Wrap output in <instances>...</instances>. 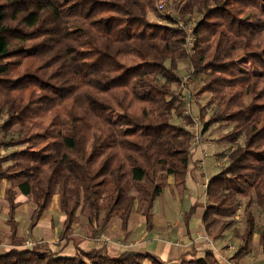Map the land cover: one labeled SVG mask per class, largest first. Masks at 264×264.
Returning a JSON list of instances; mask_svg holds the SVG:
<instances>
[{"label": "trees", "instance_id": "16d2710c", "mask_svg": "<svg viewBox=\"0 0 264 264\" xmlns=\"http://www.w3.org/2000/svg\"><path fill=\"white\" fill-rule=\"evenodd\" d=\"M157 4L0 0V106L7 115L0 127L23 129L0 141L18 146L3 157L8 164H0V180L11 184L5 197L13 244L0 252V264H223L210 250L165 263L136 248L111 253L106 245L77 246L66 254L43 240L22 247L25 239L17 235L19 193L35 205L30 228L59 195L63 247L75 241L78 213L93 233L115 218L126 229L133 212L152 229L162 178L172 176L185 188L192 161V120L174 90L186 57L195 74L210 73L198 92H210L208 104L216 105L205 130L228 121L231 130L222 139L232 146L243 137L207 185L204 226L224 232L243 204L244 231L233 258L249 252L255 233L264 254V223L257 232L255 210L264 214V0H174L173 16L159 14ZM193 12L201 16L188 53L176 24ZM238 85L248 99L237 98ZM45 116H51L49 124ZM195 210L193 205L187 221Z\"/></svg>", "mask_w": 264, "mask_h": 264}, {"label": "crops", "instance_id": "0c3cea01", "mask_svg": "<svg viewBox=\"0 0 264 264\" xmlns=\"http://www.w3.org/2000/svg\"><path fill=\"white\" fill-rule=\"evenodd\" d=\"M208 132L209 130L204 128V136ZM204 138L206 139L202 146L207 154L204 156L200 149L192 153L185 188L176 186L172 176L167 177V183H165L161 195L155 201L152 229L147 228V219L139 212L132 213L126 229L122 228L120 219H118V224L115 223L114 226L117 228L118 235L125 242L123 244L108 245L111 253L136 248L140 251L155 254L162 262L178 263L184 256L187 258L200 257L207 250H210L215 258L223 264H264V254L259 248L258 233L254 235L249 252L242 258H233L232 256L241 241L244 225L237 222L222 233H218V225L212 227L211 233L207 232L204 226L203 218L207 207L206 188L211 178L221 169V166L216 165L217 156L214 150L219 153L224 147H231L230 144L225 146V144L209 143L208 140H212L209 136ZM201 158H204L202 164L198 162ZM221 160H224V158ZM2 185L4 193L3 191L0 193V252L13 247L10 237V224L8 223L10 209L9 202L5 197V182ZM57 197V204L53 207V211H57V213L54 214L52 209L50 212L47 211L48 214L45 212L35 227L30 228L32 202L29 201L26 195L19 193L17 200L20 205L16 214V221L18 222L17 235L25 239L28 233L35 241H48L49 246L55 249V244L59 242L58 232L65 220V215L60 212L59 195ZM193 205L196 206V210L187 221V213ZM57 215L59 217L63 215V220L60 221L61 226L60 222L59 225H54V218ZM208 238L212 239L211 242ZM72 243L76 244L75 248L77 246L84 249L94 247V245L84 246V243L80 242L77 244L76 241H72Z\"/></svg>", "mask_w": 264, "mask_h": 264}, {"label": "rangeland", "instance_id": "374dc122", "mask_svg": "<svg viewBox=\"0 0 264 264\" xmlns=\"http://www.w3.org/2000/svg\"><path fill=\"white\" fill-rule=\"evenodd\" d=\"M166 1H167L169 11L172 12L173 14H177V10L175 9V6H174V0H166ZM159 14H162V13L159 11ZM150 16H151V18H153L157 21H160V22L166 21L164 18H162V17H164L163 15L160 17V16H156L155 14H151ZM200 16H201L200 13L193 12L191 14H187L183 20L187 21L191 25H194L195 22L200 18ZM243 64L250 68V65L247 61H244ZM191 65H193V64L190 62V59L188 57L180 60L179 67L177 70L179 80H180V77L184 76L185 74H187L189 72ZM209 76H210V73H199V74L193 73L192 80H191V83L189 85L190 92H191L193 98L195 99V104H194L195 113L199 116V118L204 123L208 120L209 116H211L213 111L216 109L215 104H212V103L208 104V100L211 97L210 92H205L201 96L198 95V92L200 91V89L202 88V86L204 85L206 80L209 78ZM179 80H178V83L174 84V90L175 91H177L180 87ZM235 91L237 94V98H239V99L245 98V100L249 98L247 93H246V87L238 85L236 87ZM176 94L180 99V97H181L180 93L177 92ZM180 108L182 109L181 100H180ZM65 112L66 111L64 110L62 113L65 114ZM6 116H7L6 110L1 108V106H0V124L3 122V120H5ZM43 120H44L45 124H49L51 121V116H45ZM179 120L180 119L178 117L175 118V121H179ZM231 126H232V122H228V121L213 123L210 126V128L208 129L209 132L205 136H209L210 138H212V141L214 144H218V145L225 144V146H227L230 143L227 142L226 140L222 139L221 136L223 134L229 132L231 130ZM22 131H23L22 127L18 124L12 126L9 131H5L3 128L0 127V141L3 139H9L13 136H17V134H19ZM237 139H239V142L243 141L242 136H239V138H237ZM17 147L18 146H16V145L6 146V145L0 144V164H2L3 166L7 165L9 161L3 160V157H5L8 153L15 150ZM214 151H216V156H217L216 161H218V160H221L222 158H225L227 156V154L231 151V147H224V149H222V151H220L219 153H217V150H214ZM167 177L168 176L165 175L162 178V180L165 183H167V180H168ZM3 182H5V184H6L5 185L6 189L9 185H11L9 182H7L5 180H0V193L3 191V188H2ZM3 193H4V191H3ZM57 196L58 195H55L53 197L51 205L47 209L48 212H50L51 209L53 211V207L57 204V201H58ZM29 201L32 202V207L34 208L33 201L31 199H29ZM56 210H58V209H56ZM255 210H256L257 223H258L257 232H259L263 228L264 214L262 212L261 207H259V206H256ZM48 212H47V214H48ZM53 212H54V214L57 213V211H53ZM242 212H243V204H242L241 208L239 209V211L237 212V214L239 215V219H237V218L236 219H237V222H240L241 225H244V218H243ZM61 214H62V212H61ZM133 214H135V212H133ZM57 218H59V219H57ZM61 220H63V215H61V217H59L58 215L55 216L54 225L55 226L59 225V222ZM115 223L118 224L117 218H115L113 220V222H111V224L109 226H107L104 230L97 231L96 233H93L91 226L87 222V218L83 214L78 213V218L74 224L73 237L75 238V241L77 242V244L79 242L84 243V246H87V245H94V246H101V245L108 246L109 245L110 246V244H117V243L123 244L125 242V240H123L121 238V236L118 235L117 230H116L117 228L114 226ZM60 226H61V222H60ZM61 228H62V226L60 227V231H61ZM60 231L58 233H60ZM99 235L110 236L112 238V241L107 243V244H98L96 242V237ZM25 239H30L32 241H35L32 237L29 236L28 233H27ZM58 241L59 242L57 244H55L56 245V247H54L55 249L56 248H63V252L66 254H70V253L74 254L76 252V248H75L76 244L74 245V243H72V241L67 243L65 245V247L62 246L63 244H65V241H62L59 238H58ZM44 242L48 243V241H44ZM48 244H50V243H48Z\"/></svg>", "mask_w": 264, "mask_h": 264}, {"label": "built area", "instance_id": "2783aa9c", "mask_svg": "<svg viewBox=\"0 0 264 264\" xmlns=\"http://www.w3.org/2000/svg\"><path fill=\"white\" fill-rule=\"evenodd\" d=\"M158 10L163 14V15H172L173 13L169 11L168 9V5H167V1L166 0H158V4H157ZM177 27L179 29H181L185 35H186V40H185V48L186 51L188 53H191L195 42H196V36L194 34V26L195 25H191L187 22H185L183 19H178L177 20ZM195 72V68L193 65L190 66V70L187 74H185L184 76L180 77V87L177 91H175L176 93L179 92L180 93V100L182 103V110L184 112L185 115L191 117V123L189 125V129L191 131L192 134V140H191V145H190V151L192 153H195L197 149H200L202 154L205 156L207 154V151H205L203 149V143L205 141L206 138H204V125L205 123L199 118V116L195 113L194 110V104H195V99L193 98L190 89H189V85L191 83L192 80V75ZM209 143H213L212 140H208ZM239 139H237L231 146V149H233L236 144H238ZM204 158H201L198 162L200 164H202ZM226 161V158H224V160H218L216 162L217 166H222L223 162ZM240 209V208H239ZM239 209L237 210V212L239 211ZM236 212V218L239 219V215ZM208 240L211 242V238H208ZM112 241V238L110 236H105V235H99L96 237V242L98 244H107L109 242ZM36 242L32 241L30 239H26V241L24 242L23 246L24 247H29L34 245Z\"/></svg>", "mask_w": 264, "mask_h": 264}]
</instances>
